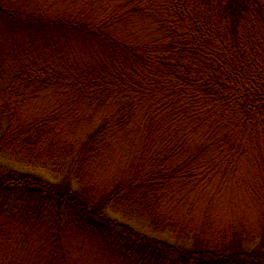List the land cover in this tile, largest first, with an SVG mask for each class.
Returning <instances> with one entry per match:
<instances>
[{
  "label": "trees",
  "instance_id": "1",
  "mask_svg": "<svg viewBox=\"0 0 264 264\" xmlns=\"http://www.w3.org/2000/svg\"><path fill=\"white\" fill-rule=\"evenodd\" d=\"M75 262L264 264V0H0V264Z\"/></svg>",
  "mask_w": 264,
  "mask_h": 264
},
{
  "label": "rangeland",
  "instance_id": "2",
  "mask_svg": "<svg viewBox=\"0 0 264 264\" xmlns=\"http://www.w3.org/2000/svg\"><path fill=\"white\" fill-rule=\"evenodd\" d=\"M76 49H78L80 51L79 46ZM2 163L5 166H9V167L14 168L15 170L30 171L33 174L42 176L45 179L52 180L53 182L60 181V179H61L60 174L59 175L52 174L48 169H46V166H45V168H43V167H29L28 168V167L24 166L22 163L15 162L12 159H2ZM113 216L119 221L128 223L131 227H133L137 231L146 233V234L151 235V236L160 237V238H162V239H164L170 243L182 245V246L183 245L184 246H190L193 243L189 239L175 236L173 233L169 232L167 229H154L149 224L150 222L147 223L145 220H142L140 217L139 218L134 217L132 219H128L127 217H124L122 215V213H119V212L114 213ZM254 244H255V242H253L251 245L248 244V246H250V247L255 246ZM75 247H78V246L76 245ZM89 249H90V246H87L86 248H84V250L81 249L80 247H78V250L80 251L79 252L80 255H78V256L80 257V260H82L83 262H86L87 255L90 254L89 256H91V253L87 252V250H89ZM75 264H76V262H75Z\"/></svg>",
  "mask_w": 264,
  "mask_h": 264
}]
</instances>
